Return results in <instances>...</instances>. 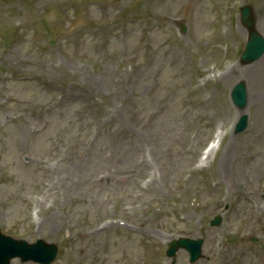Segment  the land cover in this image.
<instances>
[{"label":"rangeland","instance_id":"obj_1","mask_svg":"<svg viewBox=\"0 0 264 264\" xmlns=\"http://www.w3.org/2000/svg\"><path fill=\"white\" fill-rule=\"evenodd\" d=\"M40 0H36V2H38ZM146 4L148 5L149 4V0L146 1ZM185 4V3H184ZM89 6L85 5V4H82L80 6H77V8H82L84 10H86V12L84 14H82V18L83 20L90 14V12L92 10H96V9H99L101 7V5L97 4L95 7H92L91 9L88 8ZM204 7H207L206 5H204ZM145 8H148V7H145ZM199 11L200 8H199ZM17 13H22V12H17ZM203 17H207L208 16V13L207 15H204L202 14ZM159 14H153L150 16V20L158 17ZM18 17H24V16H18ZM52 18H56V16L54 15ZM115 40V39H113ZM112 41V40H111ZM158 42L161 41V38L157 40ZM74 44V41L73 40H70L68 43H65L62 45L63 49H64V53L62 55V57H57V61L59 62H63L64 61V65L62 66V68H65L66 67V64H65V59L68 58V59H72V54H71V48H72V45ZM28 55V54H26ZM31 52H30V56H31ZM90 55L92 57H95L96 55L94 53H90ZM47 59V62H45V60L43 61H40V60H37L36 62L38 64L41 65V67L46 70V71H49V72H53V71H59V67L57 66H54L51 62L55 61V59H51L49 57L46 58ZM149 59L151 60V66L149 64H147V60H140V64L143 68V70L145 72L148 73V75L150 76L151 74H153L152 70L154 68L155 65H157L158 63H160L162 61V58H161V53L159 55H151L149 57ZM68 68L72 71H75L81 78H87V82L86 84L87 85H94L96 86V90L97 91H100V92H105L107 90V88L103 85V80L97 76V75H92L90 74V71H89V67L86 66V65H74V63H68L67 64ZM151 69V70H150ZM175 72L174 71V77L178 76V73L176 72V75H175ZM239 74V72H236L235 73V76H237ZM172 78V79H169V80H165V77H162L161 78V85L160 87L158 88V91H157V96H158V99L160 101H162L163 99H166V102L164 103L162 109L164 110V112L166 111V103L169 101V100H172L174 102H176L177 104V108L180 109L182 112H183V107H182V102L176 100L175 98H173L169 92H168V88L166 87L167 85L171 84V83H179L181 81V79H175V78ZM252 77V81L253 82H257V87L259 89V92H260V96L256 93V101L258 100V102L260 104L264 103V79L262 80H259V74H255L254 76H252L251 74L249 75V78ZM111 84V78L109 77V79L107 80V82L105 83L106 86H109ZM148 84V83H147ZM149 85H146L145 89L148 87ZM250 86L252 87V85L250 84ZM130 87H132V85H130ZM253 88V87H252ZM129 92H127L126 95H128ZM126 97V96H125ZM139 97L141 98V94L139 95ZM129 99V102H134L133 99ZM34 100H41L40 97H35ZM142 105V104H141ZM143 106V105H142ZM144 108V107H143ZM131 106L129 104H126V105H122L120 107V112H121V116H120V119L119 120L121 122V124L126 127L127 129H130V130H133L135 135L136 136H141L143 137L144 136V131H145V125H146V121L147 120H133L134 119V116L131 115ZM156 111H159L158 109H154ZM153 109H150V108H144V113H152ZM172 116L174 118H176L175 116V109H172ZM185 117H186V114L183 113V119L182 120H177V122H179L181 125H175L174 126V129H180L183 127L184 123H185ZM161 118H164V116L162 115ZM257 120H258V123L260 125V132H259V138L257 139L258 142H261V146L259 145L258 149L259 150H263L264 149V142H263V139H264V120L260 117V116H257ZM58 125L61 124L60 121H57ZM162 128L161 131H163V135L166 136V135H169V131L171 132V130L168 129V125H165V124H161L160 126ZM9 134V133H8ZM10 134H13L12 132H10ZM15 134L20 138L21 137V134H18L17 132H15ZM183 138V137H182ZM247 138H245L243 140V145L245 143ZM237 165H238V169L235 173H232L233 175H235L236 177H239L240 180H244V178H246L245 174H250L252 176V178L254 179H257V178H260V180H264V168L259 171L256 166H261L263 167L264 165V162H260L258 163L257 161H255L254 163H250L248 162L247 160H243L242 162H238L237 160H233ZM240 165L243 166V169L240 168ZM227 176L230 175V173H227L226 174ZM260 176V177H259ZM246 180V179H245ZM246 187L249 186V182L246 181ZM239 193V186L232 191V195L235 196ZM244 204L248 205L247 203V200L244 201ZM240 211V208L239 206L237 205L236 206V210L234 211V214L231 216V220L229 221V227L230 229H232L234 227V225L236 224L235 222V216L236 214ZM163 228L165 226H162ZM116 241L119 243V245H122V246H127V247H130L131 244H133L134 242H136V240H134V242H132L131 240H127L126 237H123L121 240L120 238L119 239H116ZM115 245V243H114ZM113 245V246H114ZM113 252V251H112ZM134 253H137L138 251L136 250H133Z\"/></svg>","mask_w":264,"mask_h":264}]
</instances>
